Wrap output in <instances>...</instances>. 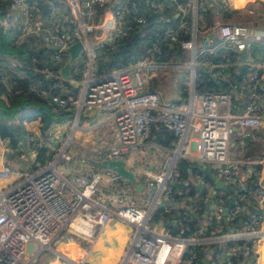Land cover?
Masks as SVG:
<instances>
[{"label":"built area","instance_id":"2783aa9c","mask_svg":"<svg viewBox=\"0 0 264 264\" xmlns=\"http://www.w3.org/2000/svg\"><path fill=\"white\" fill-rule=\"evenodd\" d=\"M67 2L73 22L60 30L45 25L39 19L38 8L28 0H10L9 13L0 19L2 29L9 28L12 23L17 24L19 36L15 44L24 37L35 36L52 46L54 63H62L69 58L67 49L71 45L80 41L85 47L83 53L87 70L80 97L55 94L54 87L47 88L36 82L28 87V92L62 109L114 112L117 136L105 149L106 154L100 153L106 155L107 159L127 161L135 153L144 155L156 124H162L178 137V150L166 159L161 172L152 173L144 169L142 181L146 190V207L129 197L117 173L99 169L91 174L87 167L71 168L76 155L69 153L67 148L74 145L72 139L60 149L56 158L35 170L13 169L8 164L3 165L0 177L10 181L12 186L0 195V264H34L41 251L51 249L53 241L61 233L71 232V229L90 242L96 229L106 225L112 218L134 227L135 234L128 241L122 264H201V257L195 253L183 260L188 247L199 245L200 241L198 237L184 238L180 235L188 219V212L182 209L180 219L166 226L163 233H158L150 227L152 211L164 198L170 203L165 208L166 213H171L173 205H178V198L169 182L173 179L175 165L180 157L189 156V160L205 168H213L216 178L228 184L241 181L242 176L230 156L231 137L236 127L258 130L263 126L262 75L258 69H254L244 82L232 84L227 91H197L194 85L190 88L191 101L184 107L165 103L159 92L147 88L148 83L142 77L143 69L165 70L172 67L165 63H147L149 58H146L130 67L94 78L97 50L105 44L123 39L127 35L126 16L137 14L138 10L124 0ZM148 5L155 11L161 8L156 0H149ZM97 6L103 9L100 16L96 11ZM178 10L183 14L179 29L166 27L164 41L180 43L183 49L192 54V60L186 67L191 70L194 80L198 57V21L200 18L202 23H206V16L200 14L199 0H185L178 5ZM137 21H143V17L140 16ZM216 28L223 46L235 54L251 50L255 43L264 41V31L253 30L247 25L220 22ZM97 29L107 32L108 36L96 47L90 36ZM180 33L184 36L188 34L190 38L180 40ZM1 65L0 81L5 84L6 90L0 98L8 102L22 90L8 84L6 70L19 64L17 60H7L2 61ZM58 72L46 71L44 74L46 78H53ZM217 77L221 81L227 80L221 72L217 73ZM235 89L245 96L243 106L233 102ZM192 134L196 138L189 140ZM189 141L194 145H189ZM43 143L39 140L34 144V157L38 149L44 146ZM61 161L65 166L64 171L59 167ZM84 162L85 158L81 157L80 163ZM250 178H259V173L253 172ZM241 182L245 184L247 181ZM195 183L205 185L201 176L196 178ZM105 184L111 186V192L103 202L97 197L101 186ZM253 196L256 200H262L263 192L257 190ZM202 202L207 207L204 214L207 223L231 221L246 215L242 232L222 234L228 240L244 241L241 247L233 246L230 249L231 255H238V260L227 257L215 264H246L249 259L257 257L260 246H264V233L261 235L259 231L260 224L264 223L263 216L249 212V206L243 200H235L225 215L227 200L210 192L203 196ZM174 227H179L181 232L175 235ZM66 264L88 263L84 258H66Z\"/></svg>","mask_w":264,"mask_h":264},{"label":"crops","instance_id":"0c3cea01","mask_svg":"<svg viewBox=\"0 0 264 264\" xmlns=\"http://www.w3.org/2000/svg\"><path fill=\"white\" fill-rule=\"evenodd\" d=\"M128 1L138 3L136 5L138 10H141V7L142 10L143 8L145 10L150 8L148 5L149 0H135L136 2L134 0ZM175 1L176 0H156L157 4L161 6L158 12L161 13L160 19L162 23H167V21L170 20L171 15H174V18H183V14L178 10L179 4L173 6V3ZM59 3L60 4L54 10L52 18L47 22L45 21L46 23H49L48 25L50 27L57 30L62 29L65 26V22L68 24V21L71 20V16L67 15L65 11L66 9L68 10L67 4L62 1ZM199 6L200 10L211 9L212 11H214L215 17L212 24H209L210 22L207 17L206 23H202V19L199 18L196 43V53L198 57L195 77L197 72L203 65L211 70H214V68L217 67L210 61L205 60L203 56H205V54H207L208 52L211 53L212 51H217V49L225 48L216 28L218 23L223 22L229 24L247 25L253 30L255 29L258 31H264V0H199ZM221 7L231 13L233 11H236V14H238L237 16H240L241 19H226L225 17H223L222 13L219 10L221 9ZM70 14L72 13L70 12ZM212 33H214V36L210 38L209 36ZM18 36L19 30L16 23H12L11 26L7 29H2V31L0 32V41L4 44H9L4 48L0 47V60H17L20 66L18 68V73L25 76H32V74L35 73L41 66H43L42 72H44L46 68H49V66L53 63V47L44 43L35 36L24 37L18 44H15ZM107 36V32L103 31L102 29H97L95 33L90 36V40L97 47L100 42H103L107 38ZM205 38H207L208 40H205ZM199 41L201 45L200 49H198ZM205 42H207V45L205 44ZM152 46L153 44L149 48H152ZM11 49L14 50V54H10L9 51H11ZM17 51L19 52L17 53ZM188 53V64L166 62L165 64H168L172 67H169L165 70L159 68L149 69L147 70L148 72L146 71L147 76L145 79L147 83L149 84L151 79H154V89L150 90L159 92L162 95L164 102L174 107H184L188 102H190L192 95L190 92V88L194 85L196 86L195 77L193 80L191 70L186 67V65H189L192 60V54L189 51ZM236 58L237 61H235V63H237L236 65H238L240 58L237 56ZM257 58L258 61L254 59H246L243 64L246 63L249 66V73L254 69L261 70L262 73L260 74L262 75V79L264 82V55L261 54L257 56ZM150 62L153 64H164L153 62L149 58V61L147 63ZM77 63L72 68L74 71L78 68ZM177 65L182 66L181 68L185 69L187 74L180 71L178 72V76L175 80L172 81L171 79L172 83L169 81V83H171V88L168 89L169 94L167 93L166 96L165 92H162L157 87L158 83H156L155 81V78H158L157 72H161L159 73V75H170V73L168 72L176 68L178 69L179 67H174ZM198 67H200V69H198ZM218 67L222 68L224 67V65H219ZM235 69L237 70L238 68ZM219 72H221V70L213 72V77L216 78L217 73ZM70 73H72V70ZM223 74L227 77V80L224 81H227L229 85L232 86L233 83L231 82L230 75L228 73ZM76 86L80 87V93L76 97L78 98L81 94L82 82L76 83ZM230 86H228V89ZM241 94L238 89L234 90L233 102L239 103V106H243V103L245 101V96ZM72 110L74 111L72 118H66L62 122L53 123L47 131H43V125L40 118L25 122V128L27 130V141L25 144H23L24 142H22V139L19 141L16 147H13L11 146L9 140H0V169L3 167V165L8 164L13 169H22L28 171L34 170L33 166L36 163L37 159V155L36 157H34V144L36 142H38L39 140L44 142V146L49 148V153L52 152L54 154L56 152L54 150L60 145V141L66 139V142H64L63 146H61L60 148L62 149L66 146V143L70 139H72V143L74 145L67 148L69 153L76 155L74 162L70 165L71 168L78 169L80 167H87L91 174L97 172V170L99 169H102L105 172H110V170L103 168L102 165L101 167H98L95 162L99 161V163L101 164L104 159H107V156L104 155L106 154L105 149L113 143V134L116 131V121L114 118L115 113L110 111H102L99 109H93L92 111H78L77 109L72 108ZM194 138L196 137H194L193 134L189 136V140ZM189 145L193 146L194 143L189 141ZM176 150H178V144H176V146L172 148L166 147L157 143L154 138L151 137L147 152L144 155H139L137 153L131 155V157L126 161V164L127 167H129L136 173L138 179L142 180L145 168L152 173L161 172L166 159L170 156H173V153ZM101 152H103L104 154L100 155ZM230 156L234 165L237 167L238 172L242 176L241 181H248L249 179H251L250 176L255 171L259 173V178L254 179L260 183L259 190L263 192L262 200H256L254 203L248 202L249 200L245 196H242L240 200L245 201L248 206L255 207V209H257V212H255V214L261 215L264 218V117L263 126L258 130L242 129L237 127L235 128L231 137ZM81 157L85 158L84 164L80 163ZM188 158L189 156H187V159ZM207 169L209 174L212 175L214 177V180L216 181L218 178H216L214 169L211 167H208ZM141 180L139 181L143 183V181ZM241 181L235 184H228L225 182L226 186L220 189L216 187L215 182L212 186L208 184L207 193L210 192L221 196L229 195L230 197L232 194H230L229 191L233 188V185H235L238 188L236 189L238 191L234 195V197L236 198V196L239 195L241 191L245 190V185ZM11 186L12 184L10 181H7L0 177V195L1 193L8 191ZM125 188L127 189V194L129 195V197H132V199L138 204L146 207L147 203L144 200L146 191L145 188L142 194L137 193L135 189V192L132 193V191H130V187L127 188L125 186ZM100 190L101 191L100 194H98L97 199L104 202L108 193L111 192V186L106 184L102 185ZM169 205V201L164 198L162 203L154 208V210L152 211V216L156 209L160 207L166 208ZM184 206L185 200L180 202V204L178 205H173V207H176L177 213L180 212V210H182ZM210 210H212V208H210ZM171 224V219H162L158 222H152V220H150V227L158 233H163L164 228ZM259 231L261 235L264 233V223L260 224ZM61 234L64 235L63 233ZM134 234V227L131 224L126 223L120 219L112 218L106 225H104L100 229H96L95 236L90 242L84 240L83 242L79 243L73 238L72 240L67 239L59 242L57 241L59 238L55 239L54 242H58V251L53 250L48 258L46 256V258L43 259V262H37V258L40 259L42 257L43 253L41 251L37 255L34 264H66V258L78 260L79 256L83 253V258L87 261L88 264L89 262H91L92 264H122L124 255L127 250L128 241ZM174 234L176 235V233ZM228 242H232V240H228L226 239V237L219 234H212L203 238L201 237L200 241H198L199 245L202 246H205L207 244H217L219 248H228L227 251L217 256V261H224L229 255L232 254L230 249L233 246L226 248V245H224ZM212 256V252L205 247L203 250V255L201 257V264H209L210 261L215 264L216 262H213V260H211ZM246 264H264V246H260L257 257H255L254 259H249Z\"/></svg>","mask_w":264,"mask_h":264},{"label":"trees","instance_id":"16d2710c","mask_svg":"<svg viewBox=\"0 0 264 264\" xmlns=\"http://www.w3.org/2000/svg\"><path fill=\"white\" fill-rule=\"evenodd\" d=\"M30 3L34 4L38 8L39 19L45 24L49 21L54 13L55 8L60 4L59 2H65L68 6L66 9V14L70 15L71 20L68 21V24L65 22V26L71 25L73 22L72 14H70L71 9L67 3V0H28ZM132 7L137 8L138 3H134L128 0ZM135 1V0H134ZM136 2V1H135ZM185 0H176L173 3V6L184 3ZM138 10V8H137ZM223 17L226 19L234 18L235 20H240L241 17L237 16L236 11L232 13L226 11L221 7L219 9ZM10 11V0H0V19L7 15ZM97 14L100 16L103 12V9L99 6L96 7ZM201 15H205L209 19V24H212L215 17L214 11L211 9L201 10ZM161 13L155 11L151 8L138 10L137 14H130L126 16V28L127 35L121 39L117 40L111 44H105L102 48L98 49L97 56L94 62V71L93 77L100 78L105 75H109L116 70H120L126 67L137 64L140 61L150 58L153 62L158 63H185L189 61V53L187 50L181 47L180 43L170 44L164 41V30L166 26L174 27L179 29V26L183 20L180 17H175L174 15L170 16V20L167 23H162L160 19ZM142 16L143 21H137V19ZM46 21V22H45ZM67 24V25H66ZM49 26V25H48ZM2 28L0 27V32ZM183 33H180V40L189 39L190 36ZM152 42V48L146 46L147 42ZM9 44V43H8ZM8 44H4L0 41V47H6ZM155 46L158 48L155 49ZM14 49V48H12ZM9 51L10 54H14V50ZM10 50V49H8ZM19 51H17L18 53ZM16 53V54H17ZM264 55V41L262 43H255L251 50L242 53H233L227 48H220L213 53H207L205 60L210 61L212 64L217 67L208 69L206 66H202L201 69L197 72L195 77L196 90L197 91H227L229 83L227 81H221L213 77V72L221 70L222 73H228L233 84H240L247 79V75L250 71L249 66L245 63L246 59H254L258 61L257 56ZM239 57V64L236 65ZM68 57L62 63H52L49 68H46L44 72L43 66L37 69L35 73H30L32 76L20 75L18 73V68L20 66L14 67L13 69L6 70L8 77V84L14 88H20L22 91L19 94L14 95L9 99L8 102H5L0 98V137L1 139L9 140L11 146L16 147L20 140L25 139L27 130L25 128V122H29L33 119L40 118L43 125V131H47L53 123H59L64 121L66 118H72L74 111L71 109H62L54 107L38 97L33 93L28 92V87L32 83L40 84L44 87H54L53 92L61 96H71L76 98L80 93V87L76 86V83L82 82L85 67V62H78V68L66 77L62 71L65 64L68 62ZM230 60V61H228ZM241 60V61H240ZM241 62V63H240ZM0 60V71H2L3 65ZM219 65H224L220 68ZM235 68H238L237 70ZM6 69V68H5ZM46 71H59L56 77L46 78ZM259 73H262L261 70H258ZM231 84V83H230ZM6 86L3 81H0V95L4 93ZM151 137L154 140L166 147H174L178 142V137L162 124H156L152 129ZM53 153H49V148L43 146L38 149L37 159L35 166H41L47 164L50 160L53 159ZM98 167H101L99 161L95 162ZM34 166V167H35ZM111 172V171H110ZM201 176L205 185L199 186L195 183L196 178ZM141 180V179H139ZM142 181V180H141ZM121 182L125 184L128 188L130 187L133 192L134 186L129 182L121 179ZM188 184L185 185L184 183ZM215 182L214 177L209 174L208 169L203 165L198 164L197 162L191 161L187 158L180 157L175 165L173 172V179L169 182L170 187L176 193L178 198V204L185 200V206L182 211L186 210L188 212V219L184 223L183 232L179 227L178 231L181 232L180 235L184 238H203L210 236L212 234H231L242 232L244 224V216H240L235 220H224L221 223L216 222H206L204 221V214L207 207L204 206L202 199L203 196L207 193V185H213ZM244 191H241L239 195L236 196V200L240 201L242 196L247 197L248 202H255L256 198L253 196L254 193L259 190L260 183L254 178L249 179L244 184ZM232 186V185H231ZM232 188V187H231ZM237 186L233 185V188L229 191L232 194L223 195V197L228 202L234 197L235 193L238 191ZM181 192L182 194H179ZM143 193V192H142ZM141 193V194H142ZM193 198V199H192ZM193 201V202H192ZM245 202V201H243ZM188 206V207H187ZM182 211L177 213L176 207H173L171 213H166L164 207L156 209L152 216V222H158L162 219H171L173 224L178 219H180ZM244 244V241L237 240L228 242L227 247L236 246L241 247ZM208 248L212 252L213 262H218L217 256L221 253L228 250L219 248L217 244H207L202 245H190L183 255V260H186L191 253H195L197 257H202L204 248ZM234 261L238 260V255L233 254L229 255ZM209 264H213L211 261Z\"/></svg>","mask_w":264,"mask_h":264},{"label":"water","instance_id":"95a60500","mask_svg":"<svg viewBox=\"0 0 264 264\" xmlns=\"http://www.w3.org/2000/svg\"><path fill=\"white\" fill-rule=\"evenodd\" d=\"M214 36V33L210 34V38H212ZM205 40H208L207 38H205ZM205 44L207 45V42H205ZM152 45V42H147L146 46L149 48ZM85 50V47L83 45L82 42H77L73 45H71L68 49L67 52L69 53V59L68 62L65 64L64 68H63V74L68 77L69 73L71 72L72 68L74 67V65L81 61V62H85V57H84V53L83 51ZM198 69H200V67H198ZM102 167L105 169H108L110 171H113L115 173H117L123 180L129 182L130 184H132L135 188V191L137 193H142L145 185L143 183H141L136 175V173L130 169L129 167H127L126 161L125 160H112V159H104L101 163ZM216 187L218 189L223 188L226 186L225 181H223L222 179H217L215 181ZM235 200L236 198L233 197L229 202L227 207L224 209V213L225 215L228 214L229 209L235 204ZM249 210L251 213H255L257 212V209H255V207L253 206H249ZM244 218H246V215H244ZM174 233L178 234V229L175 227L174 228Z\"/></svg>","mask_w":264,"mask_h":264},{"label":"rangeland","instance_id":"374dc122","mask_svg":"<svg viewBox=\"0 0 264 264\" xmlns=\"http://www.w3.org/2000/svg\"><path fill=\"white\" fill-rule=\"evenodd\" d=\"M68 3V2H67ZM69 5V4H68ZM201 48V45H200V41H199V45H198V49H200ZM186 64H188L189 63V61H187V62H185ZM86 70H87V66L85 65V67H84V69H83V71H84V77H83V80H82V83H83V81H84V79H85V72H86ZM147 70H145V69H143L142 70V72H141V74H142V77L145 79L146 78V76H147V72H146ZM171 71H173V72H171ZM170 72H168V73H170V75L169 74H162V75H159V73H161L160 71H158L157 72V76H158V78H155V81H156V83H158V85H157V87L162 91V92H165V94H166V96H167V93H168V89L169 88H171V86H170V84L172 83L171 82V79H172V81L173 80H175L176 79V77L178 76L177 74H178V72H182V73H186L187 74V72H186V70L185 69H183V68H181V67H179L178 69L176 68V69H173V70H171ZM169 81L171 82V83H169ZM153 86H155L154 85V79L152 80L151 79V81L149 82V84L147 85V88H149V89H154V87ZM186 87H188V86H186ZM173 89V88H172ZM164 94V93H163ZM164 94V95H165ZM169 94V93H168ZM70 132V131H69ZM70 136V135H69ZM113 136L114 137H116L117 136V130L114 132V134H113ZM27 139V133H26V135H25V139L24 140H22V142H24L23 144H25L26 143V140ZM64 142H66V139H63L62 141H60V145L54 150V151H56L55 153H54V158H56V156H57V154H58V152L60 151V148H61V146H63V144H64ZM53 158V159H54ZM61 162H63V161H61ZM60 164V169L62 170V171H64L63 170V167H65L64 166V164L63 163H59ZM35 166V165H34ZM33 166V168H34V170L35 169H37L38 167H40V166H35L34 167ZM42 166V165H41ZM12 184V183H11ZM101 191V190H100ZM100 191H99V193L98 194H100ZM64 235H60V236H58L57 238H59L57 241H59V242H61L62 240H67V239H71L72 240V238L73 239H75L77 242H83L84 240H86V239H84L83 237H81L80 236V234H78L77 232H75L73 229H71V232H68V231H65L64 233H63ZM56 238V239H57ZM55 241V240H54ZM53 241V243H52V245H51V249L50 248H48V249H45V250H43L42 251V257L40 258V259H38L37 258V262H43V259L44 258H46V256H47V258L51 255L50 253L53 251V250H56V251H58V248H57V243L58 242H54ZM87 241V240H86ZM60 248V247H59ZM66 255V254H65ZM37 264V263H36ZM89 264H92L91 262H89Z\"/></svg>","mask_w":264,"mask_h":264},{"label":"bare ground","instance_id":"6f19581e","mask_svg":"<svg viewBox=\"0 0 264 264\" xmlns=\"http://www.w3.org/2000/svg\"><path fill=\"white\" fill-rule=\"evenodd\" d=\"M83 256H84V253L79 256L78 260L81 259V258H83Z\"/></svg>","mask_w":264,"mask_h":264}]
</instances>
